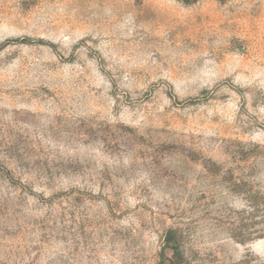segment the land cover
<instances>
[{"label": "rangeland", "instance_id": "rangeland-1", "mask_svg": "<svg viewBox=\"0 0 264 264\" xmlns=\"http://www.w3.org/2000/svg\"><path fill=\"white\" fill-rule=\"evenodd\" d=\"M172 246L264 264V0H0V264Z\"/></svg>", "mask_w": 264, "mask_h": 264}, {"label": "trees", "instance_id": "trees-1", "mask_svg": "<svg viewBox=\"0 0 264 264\" xmlns=\"http://www.w3.org/2000/svg\"><path fill=\"white\" fill-rule=\"evenodd\" d=\"M181 1L189 4V3L195 2L196 0H181ZM218 1H224V0H218ZM167 240H168V243L172 242L171 238H168ZM172 248H173L174 260L171 262V264H180L179 263V257H180L179 248L177 246H172Z\"/></svg>", "mask_w": 264, "mask_h": 264}]
</instances>
